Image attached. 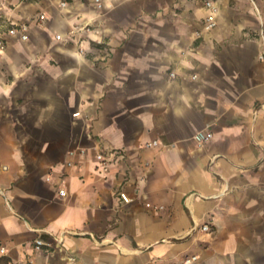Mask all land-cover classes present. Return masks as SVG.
I'll use <instances>...</instances> for the list:
<instances>
[{
	"label": "crops",
	"instance_id": "crops-1",
	"mask_svg": "<svg viewBox=\"0 0 264 264\" xmlns=\"http://www.w3.org/2000/svg\"><path fill=\"white\" fill-rule=\"evenodd\" d=\"M216 1L0 0V264H264V0Z\"/></svg>",
	"mask_w": 264,
	"mask_h": 264
},
{
	"label": "built area",
	"instance_id": "built-area-1",
	"mask_svg": "<svg viewBox=\"0 0 264 264\" xmlns=\"http://www.w3.org/2000/svg\"><path fill=\"white\" fill-rule=\"evenodd\" d=\"M96 8H102L103 3L102 0H89ZM64 5V3H62ZM204 8L206 10V15L204 18V24H203V29L206 31L212 30L217 26V19L219 16V6L216 0H204ZM45 19L44 14H40L37 19L36 23L41 24V22ZM29 30L30 26L26 23H20V24H15L7 29V34L10 37H17L21 39L22 41L28 40L29 36ZM56 39L60 40L61 36L56 35ZM258 39L260 42V51L257 56L258 60L261 62H264V25H260V30L258 33ZM5 51V40L2 36H0V66L3 60V53ZM170 77H174V74L171 73ZM193 139L196 141L198 145H202L212 139V133L211 132H206V131H200L197 132L194 136ZM157 145V141H152L146 144V147H153ZM79 155L81 157L85 156V151L80 150ZM95 160L97 162V168L100 173L106 174L109 171L108 168V159L107 157L102 154L98 153L95 156ZM59 195L64 196L65 191L63 189L59 190ZM120 197L123 201H127L128 199L125 197L124 194H120ZM202 232H208L210 230L209 224H203L200 228ZM51 244L45 243L40 239H37L35 241V250H40L43 246H50ZM3 251V249H1ZM69 260H72L71 257H69ZM196 260L195 256H192L190 258H187L184 260V264H193V262Z\"/></svg>",
	"mask_w": 264,
	"mask_h": 264
},
{
	"label": "rangeland",
	"instance_id": "rangeland-1",
	"mask_svg": "<svg viewBox=\"0 0 264 264\" xmlns=\"http://www.w3.org/2000/svg\"><path fill=\"white\" fill-rule=\"evenodd\" d=\"M202 31H206V30H204V29L202 28ZM196 35H197V36H200V35H201V31H200V32H199V31L196 32Z\"/></svg>",
	"mask_w": 264,
	"mask_h": 264
}]
</instances>
